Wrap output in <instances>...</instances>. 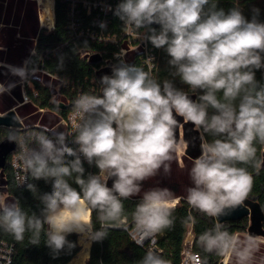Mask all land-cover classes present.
<instances>
[{
  "label": "clouds",
  "instance_id": "1",
  "mask_svg": "<svg viewBox=\"0 0 264 264\" xmlns=\"http://www.w3.org/2000/svg\"><path fill=\"white\" fill-rule=\"evenodd\" d=\"M218 3L121 0L113 15L122 22V31L163 49L169 57L168 75L160 78L153 56L144 59L143 66L129 64L121 49L111 75L98 82L93 77L99 87L80 90L71 101V131L20 124L9 128L7 140L17 145L15 185L26 186L39 201V214L25 210L16 197L8 202L0 195V232L18 244L27 235L28 243L37 246L43 234L53 259L76 247L67 238L76 233L86 250L82 260L87 261L92 242L103 241L114 228L127 231L131 224L133 241L139 247L148 242L136 264H173L157 247V239L174 228L178 201L168 187L144 190V182L161 169L170 173L173 154L180 145L188 146L186 140L178 142L176 131L190 123L199 134L201 154L190 169L193 186L182 198L189 213L182 222L194 229L198 220L192 210L213 221L198 237L193 232L203 253L195 254V264H209L210 256L219 258L217 264H264V255H258L264 236L230 231L220 219L244 206L253 172L259 175L264 168V83L256 79V72L264 69V21L257 7L248 19L239 0L227 11ZM37 5L40 26L53 31L51 3L37 0ZM99 27L106 29V22ZM31 56L36 59H26L22 66H0L32 87L29 77L40 75L42 57L35 48ZM64 59V54L58 56V70ZM177 79L187 91L176 86ZM56 80V91L70 83L66 77ZM16 86V81L0 82V96ZM50 103L60 109L56 95ZM13 120L18 122V117ZM70 137L75 147L69 146ZM85 161L98 171L86 174ZM39 180L50 183L51 191L41 194L32 182ZM138 196L129 213L124 202ZM13 250L5 243L0 260L12 264Z\"/></svg>",
  "mask_w": 264,
  "mask_h": 264
},
{
  "label": "trees",
  "instance_id": "2",
  "mask_svg": "<svg viewBox=\"0 0 264 264\" xmlns=\"http://www.w3.org/2000/svg\"><path fill=\"white\" fill-rule=\"evenodd\" d=\"M49 2L55 12V29L53 31L42 29L39 34L36 50L42 59L38 61V67L43 68L51 74L68 78L71 86L58 94L55 90L57 83H54L53 88L50 89L47 87L50 82L52 83L50 78L40 76L43 77L45 81L44 79H39L38 76L34 80V88L38 96L35 97L34 93L31 91L30 95L38 107V112L40 109H46L51 113H57L65 117L72 108L71 101L75 98L77 92L80 90H89L92 87H99L98 83H93V77H95L98 82L101 76L105 74L111 75V65L117 62V60L113 58V55L119 52L120 48L128 49L127 56L124 57V59L129 64H140L143 66L146 55L141 48L131 50L128 42L123 40L124 32L122 31V22L113 15L114 9L121 0H50ZM96 2L100 5L106 3L113 6V11L109 15H106L108 24L106 29H104V37H116L119 47H117L116 44L99 43L91 39L86 40L79 37L78 33L75 31L70 32L68 29L69 14L72 6L75 5V11L79 14V22L82 23L80 27L99 31V24H96L95 21L96 18H102L104 14L100 10V7L95 8L93 6ZM239 2L246 18L251 19V9L252 7H257L260 9L259 19L264 21V0H239ZM218 6L227 11L233 6V0H219ZM152 27L159 30L160 26L154 24ZM85 42H87V46H85ZM133 45L136 46L137 44L134 43ZM86 52H97L101 53L102 56L91 55L89 58H86L83 56ZM148 52L155 58L153 62L158 66L160 70L159 76L163 79L168 75L167 61L169 57L167 53L163 49L154 48L150 42ZM60 54L65 55L64 67L62 70L57 69L59 63L58 56ZM31 59L35 60L36 57H32ZM105 59L109 61L104 62ZM256 79L264 83V69L256 72ZM41 80L44 83H41ZM175 84L178 88H183L185 91L188 90L187 86L181 84L178 79L175 81ZM52 95H56L57 98L60 95L62 98L65 97L67 100L58 99L62 101L61 104L68 108L63 109L60 107V109L57 110L56 107L50 103V97ZM191 98L195 99L196 97L192 95ZM44 116L45 115H43V119ZM52 118L56 119L55 116ZM178 119H181L182 122V118ZM193 127L194 126L189 123L184 125L183 128L177 129L176 136L178 142L181 139L186 140L188 141V146L181 155H179L178 149L175 151L173 154L174 159L170 162V173L165 175L163 169H161L156 176L144 182V190L158 186L168 187L173 191L175 198L178 199L174 213L176 217L174 228L167 230L162 236L158 237V248L162 250L166 258L172 260L173 264L181 263L184 241L190 230V228L182 222L189 213V206L182 198L186 197L188 187L193 186L189 173L193 165V160L201 154L199 134L193 130ZM8 131L9 129H0V144L7 141ZM207 138L209 140L212 139L211 137ZM13 144L14 148L5 157L3 167L0 166V195H4L8 202H11L13 198L16 197L20 200L21 206L25 210L35 211L39 214V201L33 197L31 192L26 190V186L17 188L15 185L11 168V159L17 151V145L14 142ZM84 167L86 169V174L87 172L96 173L98 171L95 166L89 167L87 163H84ZM250 171L252 170L250 169ZM253 178V187L246 201L260 211L262 215L261 229L264 231V168H262L259 175L253 172ZM32 182L37 185L41 194L51 191L50 183H45L43 180ZM111 184L112 180H109L108 186L111 187ZM73 186L76 187V185ZM142 194L143 192H141V195ZM139 198V196L134 197L124 202L125 208L129 213L134 210V206ZM192 214L198 220V223L195 225L194 229H192L197 237L205 229L212 227L213 221L211 219L202 216L195 210H192ZM225 223L230 225V231L244 232L250 228L249 217L239 221ZM96 228H99L98 224ZM67 238L75 242L76 247L72 249L70 253L63 251L59 257L53 259L49 248L45 244L46 237L43 234L41 236V243L37 246L28 243L27 235L24 243L18 244L15 243L10 236L0 232V240L14 245L12 264H69L75 257L76 258L70 264H136L146 251L132 242L125 230L114 228L110 230L108 237L103 241L92 242L90 249H87L90 259L83 261L82 253L86 250L84 247L81 250L79 235L73 233ZM193 250L203 255L201 250L196 246L195 239L193 242ZM218 259L219 258L215 256H210L209 264H217Z\"/></svg>",
  "mask_w": 264,
  "mask_h": 264
},
{
  "label": "crops",
  "instance_id": "3",
  "mask_svg": "<svg viewBox=\"0 0 264 264\" xmlns=\"http://www.w3.org/2000/svg\"><path fill=\"white\" fill-rule=\"evenodd\" d=\"M44 1L48 4L50 0ZM38 15H41V9L37 5V0H0V48H3V51H0V63L22 66L26 59L33 57L31 50L36 49L41 30H47L46 27L40 26ZM38 78L44 79L40 76ZM12 81H16L17 86L10 94L0 96V114L14 111L23 127L37 124L40 114L35 101L24 103L19 77L12 76L7 72V68L0 66V82Z\"/></svg>",
  "mask_w": 264,
  "mask_h": 264
},
{
  "label": "built area",
  "instance_id": "4",
  "mask_svg": "<svg viewBox=\"0 0 264 264\" xmlns=\"http://www.w3.org/2000/svg\"><path fill=\"white\" fill-rule=\"evenodd\" d=\"M85 4H87V3H85ZM93 6L95 8L100 7V10L104 14V16L102 18H100V17L96 18L95 23L99 24L100 22H106V25H107L108 20H107L106 15H109L113 11V6L110 4H106V3L100 5L97 2L94 3ZM109 9H111V10H109ZM78 15L79 14L75 11V5H73L71 12L69 14L68 29L70 30V32L75 31L76 33H78L79 37H82L86 40L91 39L92 41H98L99 43H105V44L111 43V44H116V45L118 44V40L116 37H114V36H109L107 38L104 37V29L102 30L100 28L99 31H96V30H90V28L85 29L83 27H80V24L82 26V23L79 22V16ZM141 31H143V30H141ZM101 36H103L102 39H100ZM123 37H124L123 40H126L128 42V45L130 46L131 50L135 49V48H141L145 52L146 58L148 56H153L148 52L149 42L147 40L138 39L135 34H127L125 32L123 34ZM134 43H136L137 45L134 46L133 45ZM117 47H119V45H117ZM121 49H124L126 53L128 52L127 48H120V50ZM116 53H118V52H116ZM116 53H114V55H113V58L115 60H117V57L115 56ZM91 55L102 56L101 53H97V52H86L83 54V56L86 58H89V56H91ZM108 61H109L108 59L104 60V62H108ZM44 71L45 70L43 68H40V75L39 76H46V77L50 78V80L52 81V85L54 86V83H57V86H58L59 82L56 80V76H58V75L51 74L48 71H46V72H44ZM35 78L36 77H29V79L31 80L32 87H29L27 83L21 84L22 85V91H23V102L24 103H29L32 101L30 91L32 93H34L35 97L38 96V93L35 91V88H34ZM61 78H64V77H61ZM70 86H71L70 83L66 87L65 86H59L57 93L58 94L61 93L62 90L66 89V88H70ZM25 93L27 94V97H28L27 102L24 101V94ZM61 103H62V101H60V104ZM39 112L42 113L43 115H45L44 119H43V115H42V117L40 118V120L37 124L30 126V127H24V128H38V127H47L48 128V124L50 123V120L55 119V118H52L53 116H55L56 117L55 120H57V123L55 126H53L51 128H60V130L71 131L72 121H71L70 117L72 115V108H71L70 112L68 113V115L65 117L60 116L57 113H51L50 111H48L46 109H40ZM64 126H65V128L63 129ZM33 146L35 147V145H33ZM69 146L75 147V145L71 144V137L69 138ZM14 157H15V153L11 159V168H12L13 178H14V182H15V171L16 170L12 167V162H13ZM84 163H87V162L85 161ZM21 187H24V186H21ZM2 196H4V195H2ZM131 227H132L131 224H129V229L126 232L128 233L132 242H134L133 237L131 235ZM189 238H192L191 241H189ZM193 242H194L193 231H192V229H190L187 236H186V239L184 241V246H183V250H182V254H181L182 258H181L180 264H195V260H196L195 254L197 252H195L193 250ZM5 243L8 246L13 245V244L8 243L6 241L0 240V248L4 247ZM147 247H148V242L146 241L144 247H142V248L146 250ZM157 247H158V239H157ZM13 257H14V250L12 251V257H11L12 263H13ZM0 264H5V262L0 260Z\"/></svg>",
  "mask_w": 264,
  "mask_h": 264
},
{
  "label": "water",
  "instance_id": "5",
  "mask_svg": "<svg viewBox=\"0 0 264 264\" xmlns=\"http://www.w3.org/2000/svg\"><path fill=\"white\" fill-rule=\"evenodd\" d=\"M60 107L63 109L68 108L67 106H64L63 104H60ZM14 117H17V115L14 111H10L4 115L0 114V129L1 128H5V129L18 128V127H20V125L23 126L21 121L19 120V118H18V122H16L13 120ZM13 148H14L13 142H9L8 140L3 142L2 144H0V166L1 167H3V165H4L5 157ZM250 206H252L251 207L252 209L250 208ZM258 211L259 210L255 206H253L252 204H249L247 201H245L244 206L235 209L234 211L231 212L230 215L221 217L220 219H221V222H224V223L225 222H235V221H239L241 219H244L246 217H250L252 213L255 214ZM254 225H255V220L253 219L252 220V226H251L250 230L252 229V227H254ZM250 233L253 234L251 231H250ZM80 247L82 250L84 245L80 244Z\"/></svg>",
  "mask_w": 264,
  "mask_h": 264
},
{
  "label": "rangeland",
  "instance_id": "6",
  "mask_svg": "<svg viewBox=\"0 0 264 264\" xmlns=\"http://www.w3.org/2000/svg\"><path fill=\"white\" fill-rule=\"evenodd\" d=\"M43 3L46 4L44 0H43ZM41 15H42V13H41ZM58 98L61 99V100H67L65 97L62 98L61 95ZM39 114H40V118H41L43 114L42 113H39ZM56 123H57V120L51 119L50 123L48 124V128H51V127L55 126ZM64 128H65V126L63 127V129ZM177 149H178V153L181 155V154H183L185 152L186 148L183 145H180V147H178ZM251 207L252 206H250V208ZM253 219L255 220V225L250 230V228L252 226V220ZM261 221H262V215H261V213L259 211L256 212L255 214L252 213L251 216L249 217L250 228H248L247 231H249V232L251 231L253 234L258 235V236H264V231L261 229ZM79 241H80V236H79ZM79 244H80V242H79ZM258 255H264V244L261 245V252L258 253Z\"/></svg>",
  "mask_w": 264,
  "mask_h": 264
},
{
  "label": "bare ground",
  "instance_id": "7",
  "mask_svg": "<svg viewBox=\"0 0 264 264\" xmlns=\"http://www.w3.org/2000/svg\"><path fill=\"white\" fill-rule=\"evenodd\" d=\"M189 241H191L190 239H189ZM83 249V248H82Z\"/></svg>",
  "mask_w": 264,
  "mask_h": 264
}]
</instances>
